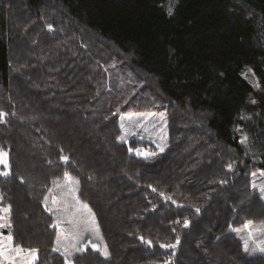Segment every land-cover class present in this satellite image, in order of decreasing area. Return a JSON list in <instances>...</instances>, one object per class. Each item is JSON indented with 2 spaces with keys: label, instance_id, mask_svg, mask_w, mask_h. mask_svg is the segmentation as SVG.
<instances>
[{
  "label": "trees",
  "instance_id": "trees-1",
  "mask_svg": "<svg viewBox=\"0 0 264 264\" xmlns=\"http://www.w3.org/2000/svg\"><path fill=\"white\" fill-rule=\"evenodd\" d=\"M0 112V205L35 264H66L44 206L65 173L109 254L74 264H264L233 230L264 223V0H0ZM132 112L167 115L163 153L120 141Z\"/></svg>",
  "mask_w": 264,
  "mask_h": 264
},
{
  "label": "rangeland",
  "instance_id": "rangeland-1",
  "mask_svg": "<svg viewBox=\"0 0 264 264\" xmlns=\"http://www.w3.org/2000/svg\"><path fill=\"white\" fill-rule=\"evenodd\" d=\"M172 1H175V0H172ZM247 74H248V76H247L248 81L251 83L255 92L259 94V85H258L257 79L255 78V76L252 74L251 71H248ZM162 117H163V119H161ZM238 119L239 120H245L246 117L242 115V116H239ZM122 122L124 125V129H123V131L121 129V135L124 134V131H127L128 133H130L127 136V142L126 143L130 142L132 139H135L138 142L143 143V145H141L140 147L135 148V149H140L141 153L137 154L135 151H132L133 154H135L137 156H142V157H153L155 155H159V154L163 153L167 149V147H168V126H167V115L166 114H164V113L132 112V113H127V114L120 116V120H119L120 128H121ZM232 131H233V135L235 137L236 142H240L243 134L241 133L239 125L235 124L232 128ZM161 149H163V150H161ZM7 159H8V157H7ZM0 167L3 168L2 173L6 172L8 174L9 162H8L7 168H5L4 165H2V164H0ZM261 173H263V172L257 173L253 176V182H255L258 186L261 184H264V175H261ZM69 187H71V186L68 184V182L65 180V177H64L63 180H61L55 184V186L53 187V189L50 192L51 195L49 194L47 197L48 198V206L53 209L52 213L54 214L55 222H56L57 215H64V213L62 211L61 212L56 211V209H62L63 208L62 201L67 200L69 202V204L74 203V201H72V198H71V193L69 192ZM254 190L257 191L261 197V193L259 191V188L257 187ZM77 194H78V191L75 193V195L77 196ZM52 196H55L57 198L55 203H53V201H52ZM262 200L264 202V199H262ZM2 208H6V207L0 205V209H2ZM0 215H5V214L0 212ZM7 219H8V223H9L10 227L0 228V239H2L3 237H6L8 235H11V233H10V229H11L10 212L7 214ZM245 223H244V225H245ZM262 225H264V223L252 224L249 228H245L244 226L238 228L239 231H236V235L238 236L239 239H242V237H243V239H242L243 246H244L245 240H248L249 248L251 250V248L254 247L255 244H258L261 241H264V233L256 232V229H258ZM61 227L70 229L71 225H69L67 222H65L61 225ZM56 229H57V236H58V235H60V229L59 228H56ZM249 231L255 232V236L252 239L248 238V232ZM99 235L102 238L100 230H99ZM60 238H61L62 244L75 243V241L72 240L71 238H69L67 240H65L64 236H61ZM56 240H57V238H56ZM89 241H91V243H95V244L99 245V248L101 250L106 246L104 240L102 239V243H101V240L96 239L92 232L83 233L82 238H81V243L86 245L87 246L86 248H91V244L89 243ZM12 247H16L14 245L13 241H12ZM55 247H56V241H55ZM23 249L30 250V249H26V248H23ZM62 250L63 249H61V252H62ZM61 252H58V253L61 254ZM100 252L102 254V251H100ZM79 253H81V252H74L72 259L76 255H78ZM248 253L250 255L261 254L259 252L251 253V251H249ZM22 255L26 256L27 251L25 253H23ZM261 255H264V254H261ZM12 256L15 259V264H22L21 256H17L14 253L12 254ZM103 257H104V255H103ZM36 261H37V258L34 261H32V264H35ZM65 263H66V261H65ZM0 264H11V262L9 260L4 259L3 257H0Z\"/></svg>",
  "mask_w": 264,
  "mask_h": 264
},
{
  "label": "snow or ice",
  "instance_id": "snow-or-ice-1",
  "mask_svg": "<svg viewBox=\"0 0 264 264\" xmlns=\"http://www.w3.org/2000/svg\"><path fill=\"white\" fill-rule=\"evenodd\" d=\"M51 28V26H49ZM6 115V113L0 112V122H3V118ZM163 119V117L161 118ZM121 129L123 131L124 125L123 122L121 123ZM130 133L127 131H124V134L119 137L120 141L127 142V136ZM129 152L135 151L137 154L141 153L140 149H128ZM163 150V149H161ZM8 153L4 151L3 149H0V164L4 165L5 168L8 167ZM61 160L67 162L68 157L67 156H61ZM229 170L232 169V165H228ZM0 175H7V173H0ZM261 175H264V173H261ZM65 180L68 182V184L71 186L69 187V192L71 193L72 201H74L73 204H69L67 200L62 201L63 208L62 209H56L57 212H63L64 215H57L56 222L52 226L55 228L60 229V235L57 236L56 240V247L53 248V251L62 252L61 254L64 256V259L66 261V264H74V261L72 259L74 252H83L86 250V245L81 243V238L83 233L85 232H92L96 239H100L102 243V238L99 235V227L96 222V217L94 213H92L91 209L88 207L87 204H83L79 198L75 195V193L78 191V184L79 181L75 180L73 177L65 173ZM57 182L53 181V184L55 185ZM223 183V181H221ZM252 187L259 188V191L261 193V198L264 199V184L257 185L255 182H253ZM155 191V189H153ZM51 195V193H50ZM56 197L52 196L53 203L56 202ZM174 202V201H173ZM45 210L48 212H53V209L48 206V198H45L44 201ZM198 211V209H197ZM0 212L4 213L5 215H0V228L4 227H10L7 219V214L10 212V207L2 208L0 209ZM67 222L69 225H71V228H63L61 225L63 223ZM188 221L185 220L184 224L185 226L188 225ZM252 221L249 220L245 223L244 227L249 228L252 225ZM234 231H239L238 229H233ZM256 232L264 233V225L260 226L258 229H256ZM61 236H64L65 240L71 238L75 241V243L72 244H62L61 242ZM255 236V232L249 231L248 232V238L252 239ZM243 239V237H242ZM141 240H143V237H141ZM12 241L13 237L11 235H8L6 237H3L0 239V257H3L6 260H9L11 264H15V259L12 256L14 253L17 256H21L22 264H32V261H34L37 258V250L36 249H30L25 250L20 246L12 247ZM91 248L93 250L102 251V254L105 258L108 257V249L105 246L102 250L99 248V245L95 243H91ZM147 243H151V241H147ZM176 243H179V237H177ZM162 247H176L175 244L172 245H162ZM27 251V255L23 256L22 254ZM244 251L247 253L251 251V253L259 252L261 254H264V241H261L258 244H255L254 247L249 248L248 240H245L244 243ZM165 264H168L166 261Z\"/></svg>",
  "mask_w": 264,
  "mask_h": 264
}]
</instances>
